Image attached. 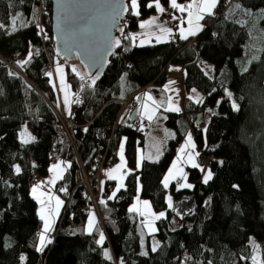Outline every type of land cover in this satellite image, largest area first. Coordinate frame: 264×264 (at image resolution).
<instances>
[{
    "label": "trees",
    "instance_id": "obj_1",
    "mask_svg": "<svg viewBox=\"0 0 264 264\" xmlns=\"http://www.w3.org/2000/svg\"><path fill=\"white\" fill-rule=\"evenodd\" d=\"M125 1L130 9V0ZM150 2L138 0L139 15L125 12L119 46L114 44L105 71L92 84L76 60L65 61L55 53L49 0H0L4 26L0 28V264H254L252 238L264 264V0H233L225 8L219 0L213 15H204L196 36L172 35L166 42L139 46L129 34L155 12L154 6H146ZM160 3L165 9L162 17L166 14L172 22L169 26L176 29L185 12L171 8L169 0ZM16 13H21V19L13 31ZM201 50L210 59L211 75L200 65ZM54 60L63 65L69 87L66 118L74 125L73 144L64 139L51 143L56 134V96L49 75L39 74ZM168 64L183 67L184 94L194 89L200 98L196 102L184 98L179 113L160 111L173 137L156 161L143 159L136 169L137 150L146 137L145 130L132 127L140 101L132 108L136 109L133 119L122 114L114 124L118 105L113 99L130 94L141 98L145 92L162 96ZM228 92L239 111L232 109ZM203 117L204 127L195 129ZM188 125L197 153L212 157L207 168L211 179L205 183L199 168L187 167L186 180L192 187L172 183L165 189L161 179ZM22 127L32 136L27 144L18 136ZM100 129L108 131L101 136ZM110 131L108 147L117 149L122 142L131 169L122 188L109 199L114 182L104 181L103 203L98 204L97 221L89 232L84 231L89 211L83 212L79 204L71 209L62 204L49 232L52 241L37 251L41 222L31 184L61 158L68 165L54 190L60 194L69 190L79 163L90 168ZM138 187L139 197L154 212L164 213L156 219L152 234L145 233L138 215L128 209ZM167 192L172 202L194 195L191 213L178 225L166 203Z\"/></svg>",
    "mask_w": 264,
    "mask_h": 264
},
{
    "label": "crops",
    "instance_id": "obj_2",
    "mask_svg": "<svg viewBox=\"0 0 264 264\" xmlns=\"http://www.w3.org/2000/svg\"><path fill=\"white\" fill-rule=\"evenodd\" d=\"M191 2H192V0H190L188 3H185V4L184 3H178V4L186 6L187 4H189ZM177 11L181 12L179 10H177ZM212 11L214 13L216 11V8H214ZM184 12H185V15L182 18V20L179 22V24H177L176 29H173L172 27L169 28L170 26H167L166 24H163L161 21H157L156 18L149 16L145 19L140 20L137 24L136 29H135L136 31L135 30H134V32L132 31V33H130L129 35H130L131 39L135 41L136 45H139V46L149 45V44H153V43L166 42V41L170 40L172 35H176L178 39H181L180 38L181 29L184 30V35L187 36V38L196 36L200 32V30L202 29L201 20H198L196 18L195 9H193V15L191 16V18H189L187 11H184ZM153 19H154L153 23H150V24L145 23V27H143V28L140 27L142 22L153 21ZM189 19H191V24H189ZM162 24L167 26V27L162 26ZM162 29H167L170 31L165 32V31H162ZM189 31H195L196 34L195 35H188ZM142 37H146V38L142 39ZM157 38H159V40ZM197 55H198V59H199L201 67H202L203 63L206 64V66L208 67L207 71L204 70L205 73L207 75H211V69L209 67L210 59L207 56H205V54L203 53L202 50L199 51ZM165 75L168 77V79L162 86V96H159L158 98H154L148 92H145L142 94V97L140 98V103L137 106V118L147 122V127L145 128V131H146L145 143H144L143 148H139L141 151V155H140L141 161L143 159L151 161V159H149V158H152V152H150L147 156H144V152H142V151H145L148 147L146 145V138L150 134V132H153L154 135H157L159 137V139L161 138L160 139L161 150H163V147H164L166 141L173 137L172 129H170L164 125V120L159 115L160 111H169V112H173V113H179L182 111V100L184 98H189L193 102H196V100L200 98V93L196 90L193 91L194 89L190 90V92L188 94H184L183 87H182V80L184 78V69L182 66L168 64L165 67ZM64 78H65V74H64ZM50 82L52 84V87L54 89L55 96H56L55 107L59 108L61 110L62 108H64V106L66 104L65 100H67V101H68V99L70 100V93L69 92L67 93L68 95H67L66 99H64V98L61 99V95L63 97V92H64V96H66V89L63 86L62 82H58V78L57 79L55 78L54 73H53L52 81L50 79ZM67 107H68V105H67ZM67 107H66V109H67ZM176 108H178L179 111L171 110V109H176ZM62 111H63V109H62ZM150 115L152 116L151 120L148 118ZM203 120L206 121V119H203ZM204 125L205 124H202L203 127H204ZM202 126H200V127H202ZM21 134L25 135V139L30 138V136L28 134H26V132L20 130L18 133V136H19V139L21 141H23ZM189 135H191V137H192L191 145H194V147H192L191 145L188 144V136ZM31 139H29V140H31ZM181 149H183V151H181ZM138 150H137L136 158L138 156ZM122 151H123V155H124L123 146H122ZM124 160H125V157H124ZM153 161H155V160H153ZM174 161L176 162L175 167H173ZM125 164H126V162H125ZM194 164L196 165L195 166L196 168L200 169L201 179L204 180L205 176L208 174L209 171H208V169L203 168L199 164L197 148H196V144L194 142L192 127H191V125H188L187 129L185 130L183 140L177 145V147L175 149L174 157L171 160L168 168L166 169V171H165V173L161 179V183H162L163 187L165 189H168L169 186L172 183H174L175 180H181V185L189 184L186 180V177H187L186 176V168L187 167H194L193 166ZM50 165H51V163L49 164L48 168L50 167ZM48 168H47V170H49ZM53 168H54V166L51 169L53 170ZM66 169H67V167L62 164V171L59 174L57 181H59L62 178L63 173ZM170 169L172 170V174L176 178L175 179H169L168 186L165 187L164 186V180H165L166 176H169V170ZM104 170L102 172L103 181H106V180L113 181L112 180L113 178L109 177L110 176L109 174H111V173H109L108 170H105V171ZM180 170H182L183 175L181 174ZM34 186H38V187H36L35 193H33V191H32ZM40 186L41 185H38V182L32 183L30 186V193L37 203L36 213H37V216L41 222L42 227L45 224V220H47L48 223L50 224L49 231L47 233H45V235H48L49 232L51 231L53 225H54V222H55V215L57 212V203L55 202V204L54 203L51 204V207L49 206V202L53 201V197L51 195L45 196L44 199H42V200L38 199V198L42 197L39 194ZM178 188L190 189L188 187H178ZM169 197L171 198V204H172V197L167 192L165 200H166V203L168 206H169ZM59 213H58V215H59ZM41 216H43L45 219H41ZM40 233H41V230H39L38 236L40 235ZM38 241H40V240H38Z\"/></svg>",
    "mask_w": 264,
    "mask_h": 264
},
{
    "label": "water",
    "instance_id": "obj_3",
    "mask_svg": "<svg viewBox=\"0 0 264 264\" xmlns=\"http://www.w3.org/2000/svg\"><path fill=\"white\" fill-rule=\"evenodd\" d=\"M51 37L55 53L65 61L76 60L92 82L100 78L122 29L125 12L115 14L113 5L125 0H49ZM109 41L112 46L109 49ZM97 78V79H98ZM96 79V80H97ZM140 101V97L137 98ZM136 109L130 112L133 118ZM199 120H197V123Z\"/></svg>",
    "mask_w": 264,
    "mask_h": 264
},
{
    "label": "built area",
    "instance_id": "obj_4",
    "mask_svg": "<svg viewBox=\"0 0 264 264\" xmlns=\"http://www.w3.org/2000/svg\"><path fill=\"white\" fill-rule=\"evenodd\" d=\"M233 0H222L224 8L227 7ZM166 22L171 25L172 22L167 19L165 14ZM190 45H194L193 41L189 42ZM12 71L18 73L17 68L10 63H5ZM51 70V65L44 66L40 70V76L48 74ZM49 71V72H48ZM136 96L130 94L125 98H115L113 102L117 103L118 111L115 116L114 124L122 116V114H128L131 108L135 105ZM56 134L51 138V143H55L58 139H64L68 143L73 144V137L71 133V128L74 126L73 123L69 122L66 118L65 113L55 110V121L53 124ZM133 129L141 131L146 127V122L144 120H135ZM194 128L198 129V126L194 125ZM112 129V128H111ZM108 130L100 129L98 133L103 136ZM111 132V131H110ZM112 132L110 133L109 140L104 148L99 147L102 151L100 155L94 158L93 163L89 169H85L82 164L79 163L78 170L75 174V180L73 186L66 191L61 192V197L63 199V206L65 209H71L74 205L79 204L80 209L83 212H88L93 210L98 216V204L103 201L102 192L104 189V181L102 179V172L104 169L110 168L114 165L118 158V149L110 150L109 142ZM198 157L200 159L201 165L204 168H208L211 164L212 157L209 154H205L202 151L198 152ZM179 186L181 184L180 180L175 181ZM81 202V204H80ZM194 207V195L189 194L186 196H181L177 198L171 207L172 218L174 223L180 224L183 217L191 213ZM176 224V223H175ZM51 242V233L47 235L46 242Z\"/></svg>",
    "mask_w": 264,
    "mask_h": 264
},
{
    "label": "rangeland",
    "instance_id": "obj_5",
    "mask_svg": "<svg viewBox=\"0 0 264 264\" xmlns=\"http://www.w3.org/2000/svg\"><path fill=\"white\" fill-rule=\"evenodd\" d=\"M168 5L170 6V0H169ZM161 7L164 8L162 4H161ZM164 11H165V9H164ZM164 11L163 12H158V11L155 10V12L151 16L153 18H156L157 21H161L163 24H166L167 26H169L167 24V22H166V19L162 17V14L164 13ZM16 24H17V21H16L14 27H16ZM163 24H162V26L167 27V26H165ZM169 28H171V26ZM133 32H134V30H133ZM131 33H132V31H131ZM145 38L146 37H142V39H145ZM51 68H53V69H52V72L50 73L49 77H50V79L52 81L53 73H54L55 78L56 79L58 78V82H62L63 86L66 89V96H64V92H63V97L61 95V99H63V98L66 99V97L68 95L67 93L69 92V89H68L69 87H68V85H67V83L65 81V78H64V67H63L62 64H60L59 62L54 60L53 65H52ZM202 68L205 71H207V69H208V67L204 63L202 64ZM66 101L67 100H65V102ZM232 103H233V99L231 97V104ZM67 105H69V99L66 102L64 108H62L63 111H62V109L61 110L59 108H57V109L59 111H61V113H66L67 112V109H66ZM205 122H206L205 120H202V122L197 125L198 129L203 128L202 124H205ZM200 126H202V127H200ZM21 131L26 132V134H28L30 136V138H32V136L30 135V133L27 132V129L25 127H22ZM21 137H22V140L25 139V135L24 134H21ZM160 139H159V137L157 135H154L153 132H150V134L146 138V145L148 147H147V149L145 151H142V152H144V156H147L150 152H152V158H149V159H151V161H153V160L156 161L160 157V155L162 153V150L160 148L161 147ZM122 146H123V144L121 142L119 147H118V159H117V161L114 163L113 166H111L108 169H105V170H108L109 173H111L110 176L113 178L112 180L114 181V187H113L112 191L109 193L108 198L110 196H112L113 192H117L116 189H117L118 185H123V179H124L125 175L128 172L131 171V169L128 168L127 165L125 164L124 155H123V151H122ZM140 155H141V151L139 149L138 150V156L136 158V165H135L136 169H138L140 164H141ZM62 164L64 166H66V167L68 165L67 162L65 160L61 159V158L57 159L54 162H52L50 167L48 168L49 170H47V172H46V175L43 176L42 178H38L37 180L34 181L35 183L38 182V185H41L39 194L42 197L38 198V199L42 200V199H44L45 196H48V195L50 196L51 195L53 197V201H50V202L48 201L50 207H51V204H53V203L55 204V202L57 203V200H59L61 202L59 205L57 204V212H56V215H55V221H56V219L58 217V213L60 212V209H61L62 204H63V199H62L60 193L58 191L54 190V186H55V184L57 182L59 174L62 171ZM56 165H59V167H54L53 170H52L51 168L53 166H56ZM117 165H121V167L117 168ZM17 167H19V169H20V163H18L15 166V169ZM113 169H115V171H113ZM121 188L122 187H120L119 189H121ZM145 201H147V200L141 199L139 197V187H138L137 191H136V194H135L134 198L132 199V202L130 203L128 209H133L132 211H134L138 215V217L140 218L141 223L143 225L145 233L152 234V233L155 232V221L157 219L156 217L159 216V213L154 212L152 210V208H151L150 203L147 201V205H146L144 203ZM90 219L92 221L91 226H89ZM96 221H97V216H96L95 212L93 210H90L87 213V215H86V220H85V223H84V231L85 232L91 231V229L95 225ZM175 223L177 224V222H175ZM43 228H44V226L42 227V225H40L41 233L43 231ZM46 237H47V235H45V243H46ZM39 240H40V238H39ZM38 243L40 245V241ZM250 244H251L252 249H253V257H252L253 263L254 264H262L260 262V260H259V253H258V249H257V245H256V242H255V239L252 238L250 240ZM156 246H157L156 242L154 240H152V244H151L152 249L155 248Z\"/></svg>",
    "mask_w": 264,
    "mask_h": 264
},
{
    "label": "snow or ice",
    "instance_id": "obj_6",
    "mask_svg": "<svg viewBox=\"0 0 264 264\" xmlns=\"http://www.w3.org/2000/svg\"><path fill=\"white\" fill-rule=\"evenodd\" d=\"M22 2V0H21ZM217 3H218V0H192L191 3L187 4L186 6L185 5H180L177 3V0H170V6L171 8L173 9H177L181 12H184V11H187L188 12V16L189 18H191V16L193 15V9H195L196 11V18L198 20H203L204 19V15H213V9L216 8L217 6ZM148 8H153V6L155 7V10L158 11V12H163L164 11V8L161 7V4H160V0H153V2H150L146 5ZM235 8H240V5H235ZM113 9L115 11V14L117 16H119L122 12H128L129 10L131 11V14L132 15H139V11H138V0H130V9L129 7L127 6H123V5H113ZM250 14V13H249ZM227 18V17H226ZM21 19V13H16V15L13 17V25H15L16 21ZM173 19H176V17H173ZM154 22V19L153 21H148V22H142L140 27L143 28L145 27V23H153ZM189 24H191V19H189ZM23 26V25H22ZM4 27L2 24H0V28ZM13 31H15V27H13ZM162 31H170V30H167V29H162ZM195 31H189L188 35H195ZM180 38L181 39H187V36L184 35V30L181 29V33H180ZM159 40V38H157ZM112 41H109V49L111 48L112 46ZM115 45L116 46H119V43L120 41L119 40H115L114 41ZM143 43V42H142ZM127 50V49H126ZM253 59H256L255 57ZM22 63H27V61H24ZM248 69L245 68L244 71H247ZM50 75V74H49ZM98 78V76H94L92 77V84H95V81L96 79ZM195 91V90H193ZM227 96L229 98H231L232 96V93L228 92L227 93ZM150 98V97H149ZM67 102V101H66ZM219 104V101L217 102ZM232 109L234 111H239V105L237 103H235V101H233L232 103ZM171 110H175V111H179L178 108L176 109H171ZM150 120L152 119V116L150 115L148 117ZM86 130V129H85ZM31 139V138H29ZM29 139H24L22 142L27 144L29 143ZM191 140H192V137L191 135L188 136V144L191 145ZM192 147H194V145H191ZM181 151H183V149H181ZM191 158V157H190ZM176 166V162L174 161L173 162V167ZM194 167L196 166L195 164L193 165ZM54 167H59V165H56ZM121 167V165H117V168ZM20 169L19 167L16 168V172L19 173ZM113 171H115V169H113ZM181 171V174H182V170ZM110 175V174H109ZM183 175V174H182ZM211 172H208V174L205 176L204 178V182L207 183V181L209 179H211ZM110 178H112L110 176ZM176 177L172 174V170L170 169L169 170V176H166L165 177V180H164V186L167 187L168 186V182H169V179H175ZM36 187L38 186H34L32 191L33 193H35L36 191ZM122 187V185H118L117 186V189L116 191H119V188ZM180 187H192V185H189V184H183V185H180ZM116 195V192H113L112 196L109 197V199H112L114 198ZM61 202L59 200H57V204L59 205ZM101 203H103V201H101ZM146 205H147V201L144 202ZM169 207H172L171 205V198L169 197ZM133 209H129V211H132ZM164 216V213H160L159 216H157L156 218L159 219L160 217H163ZM41 219H45L43 216H41ZM91 219L89 221V226H91ZM50 229V224L48 223L47 220H45V224H44V229H43V232L40 233L39 235V238H40V247L37 248V251H42L43 250V246H44V243H45V233H47ZM103 240V235H101V241ZM101 241H98V243H100ZM50 242V241H49ZM153 251H155V248H153ZM144 254V253H142ZM105 256L107 257L108 256V253L105 252ZM21 259H23V257H21ZM211 264V262H210Z\"/></svg>",
    "mask_w": 264,
    "mask_h": 264
},
{
    "label": "bare ground",
    "instance_id": "obj_7",
    "mask_svg": "<svg viewBox=\"0 0 264 264\" xmlns=\"http://www.w3.org/2000/svg\"><path fill=\"white\" fill-rule=\"evenodd\" d=\"M133 119V118H132Z\"/></svg>",
    "mask_w": 264,
    "mask_h": 264
}]
</instances>
